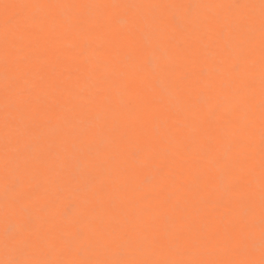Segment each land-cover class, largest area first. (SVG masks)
<instances>
[{"label": "bare ground", "instance_id": "obj_1", "mask_svg": "<svg viewBox=\"0 0 264 264\" xmlns=\"http://www.w3.org/2000/svg\"><path fill=\"white\" fill-rule=\"evenodd\" d=\"M262 104L260 0H0V259L261 264Z\"/></svg>", "mask_w": 264, "mask_h": 264}, {"label": "snow or ice", "instance_id": "obj_2", "mask_svg": "<svg viewBox=\"0 0 264 264\" xmlns=\"http://www.w3.org/2000/svg\"><path fill=\"white\" fill-rule=\"evenodd\" d=\"M37 8L42 6H36ZM260 9H261V35L262 39H264V0H260ZM105 42L99 41L97 43V50H101L104 47ZM153 72L158 71V65L155 63L150 65ZM231 70L233 72H238L240 70V65L234 63L231 65ZM262 110H264V104H262ZM100 119H104V114H98ZM115 123V122H114ZM244 162L240 159L239 156H233L230 150H226L223 154L222 164L220 167V174H219V187H220V196L221 201L225 199H231L234 196V190L236 187L235 184V177L232 175L233 169H243ZM262 168H264V150H262ZM19 187V184L13 182L10 185V190L15 191ZM261 204L262 209H264V172H262V190H261ZM247 211L250 212V209ZM26 215L30 216V213H26ZM165 228L168 232H175L176 228L174 224H165ZM16 225H12L9 228V234L15 235L18 231H20ZM80 239L79 236L76 237L75 240H70V243L76 244L77 251L81 250V247L77 241ZM259 247L261 250L262 255H264V215L261 217V239L259 242ZM16 249H10V252H15ZM130 251V245L126 240H121L117 247L113 250V254L121 257L118 259L113 260H104V261H88V260H81L76 262H71V264H149L147 261H137L131 260L124 257H127ZM5 264H69V262L63 261H55V260H24V259H16L10 258L5 261ZM159 264H185V262H177V261H164L159 262ZM187 264H194V262H187ZM241 264H246V262H241ZM261 264H264V260L261 261Z\"/></svg>", "mask_w": 264, "mask_h": 264}, {"label": "clouds", "instance_id": "obj_3", "mask_svg": "<svg viewBox=\"0 0 264 264\" xmlns=\"http://www.w3.org/2000/svg\"><path fill=\"white\" fill-rule=\"evenodd\" d=\"M7 259H0V264H5V261H6Z\"/></svg>", "mask_w": 264, "mask_h": 264}]
</instances>
